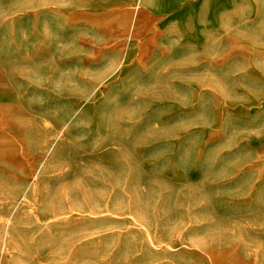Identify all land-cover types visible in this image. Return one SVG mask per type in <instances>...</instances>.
<instances>
[{"label": "rangeland", "instance_id": "rangeland-1", "mask_svg": "<svg viewBox=\"0 0 264 264\" xmlns=\"http://www.w3.org/2000/svg\"><path fill=\"white\" fill-rule=\"evenodd\" d=\"M214 7L0 0V264H264V0Z\"/></svg>", "mask_w": 264, "mask_h": 264}, {"label": "bare ground", "instance_id": "bare-ground-1", "mask_svg": "<svg viewBox=\"0 0 264 264\" xmlns=\"http://www.w3.org/2000/svg\"><path fill=\"white\" fill-rule=\"evenodd\" d=\"M230 0H214V3H215V11H218L220 10L222 7H224L226 4L229 3ZM178 4V3H177ZM176 4V5H177ZM185 12L183 11L182 15L184 14ZM217 15H213L212 17L215 18ZM29 98V97H28ZM31 98V97H30ZM40 170V169H39ZM1 223V222H0Z\"/></svg>", "mask_w": 264, "mask_h": 264}]
</instances>
